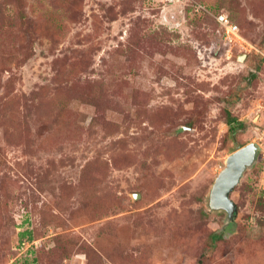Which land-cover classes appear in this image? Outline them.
Segmentation results:
<instances>
[{
    "label": "rangeland",
    "instance_id": "1",
    "mask_svg": "<svg viewBox=\"0 0 264 264\" xmlns=\"http://www.w3.org/2000/svg\"><path fill=\"white\" fill-rule=\"evenodd\" d=\"M263 58L264 0H0V264H264Z\"/></svg>",
    "mask_w": 264,
    "mask_h": 264
},
{
    "label": "water",
    "instance_id": "2",
    "mask_svg": "<svg viewBox=\"0 0 264 264\" xmlns=\"http://www.w3.org/2000/svg\"><path fill=\"white\" fill-rule=\"evenodd\" d=\"M247 54L239 57L244 60ZM259 145L250 142L234 151L226 159L225 168L219 173L209 193V206L213 210H224L229 218L233 219L237 212V204L232 193L241 181L244 172L254 164L257 159Z\"/></svg>",
    "mask_w": 264,
    "mask_h": 264
},
{
    "label": "built area",
    "instance_id": "3",
    "mask_svg": "<svg viewBox=\"0 0 264 264\" xmlns=\"http://www.w3.org/2000/svg\"><path fill=\"white\" fill-rule=\"evenodd\" d=\"M218 20L220 24H222L223 26L222 27L223 34L225 36L226 41L228 42L244 41V37L240 32L239 26L229 18V15L221 14L218 16ZM262 127L263 128H262L261 138L264 140V124Z\"/></svg>",
    "mask_w": 264,
    "mask_h": 264
},
{
    "label": "trees",
    "instance_id": "4",
    "mask_svg": "<svg viewBox=\"0 0 264 264\" xmlns=\"http://www.w3.org/2000/svg\"><path fill=\"white\" fill-rule=\"evenodd\" d=\"M263 59H262V61H263ZM257 73H258L257 68L256 69H252L250 75H251V77H256ZM227 124L230 126V129L232 131H235L238 128H243L244 127V123L241 122L236 116H234L231 111L227 112ZM22 235L23 236L24 235H28L29 238H32V233L30 231L24 232ZM220 238H221L220 234H216V233L213 234V239L214 240H217V239H220Z\"/></svg>",
    "mask_w": 264,
    "mask_h": 264
},
{
    "label": "bare ground",
    "instance_id": "5",
    "mask_svg": "<svg viewBox=\"0 0 264 264\" xmlns=\"http://www.w3.org/2000/svg\"><path fill=\"white\" fill-rule=\"evenodd\" d=\"M228 158V157H227Z\"/></svg>",
    "mask_w": 264,
    "mask_h": 264
}]
</instances>
